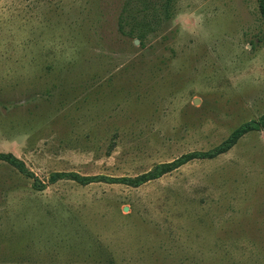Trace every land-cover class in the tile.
I'll list each match as a JSON object with an SVG mask.
<instances>
[{
  "label": "rangeland",
  "instance_id": "374dc122",
  "mask_svg": "<svg viewBox=\"0 0 264 264\" xmlns=\"http://www.w3.org/2000/svg\"><path fill=\"white\" fill-rule=\"evenodd\" d=\"M128 2L0 3V153L43 183L136 178L264 117L260 0H175L143 44ZM34 181L0 160V264H264V130L139 188Z\"/></svg>",
  "mask_w": 264,
  "mask_h": 264
},
{
  "label": "trees",
  "instance_id": "16d2710c",
  "mask_svg": "<svg viewBox=\"0 0 264 264\" xmlns=\"http://www.w3.org/2000/svg\"><path fill=\"white\" fill-rule=\"evenodd\" d=\"M141 0H129L124 13L120 18L119 28L123 35L130 38H136L143 44L148 37L156 31L157 26L161 22V16H170L173 3L175 0H165L161 3L159 10L155 4L156 0H142L146 2L144 6ZM143 6L141 9L139 6ZM163 11V12H162ZM260 11L264 17V0H260ZM141 16V20L139 19ZM138 17V18H137ZM264 130V117L259 120H254L241 125L236 129L230 137L225 140L218 147L207 152H192L185 154L177 160L170 163H162L152 169L150 172L138 176L136 178L123 177L112 178L106 176H83L75 172H56L53 173L48 183L41 182L33 172H31L25 163L17 158L12 153H0V160L5 161L15 167L22 174L29 178H34V189L42 192L47 189L49 185H53L63 180H70L78 183L81 186H89L95 183L120 184L132 188L142 187L152 181L159 180L167 174H170L183 166L195 160H213L233 149L239 141L249 133ZM105 264H117L116 262H107Z\"/></svg>",
  "mask_w": 264,
  "mask_h": 264
},
{
  "label": "crops",
  "instance_id": "0c3cea01",
  "mask_svg": "<svg viewBox=\"0 0 264 264\" xmlns=\"http://www.w3.org/2000/svg\"><path fill=\"white\" fill-rule=\"evenodd\" d=\"M2 0H0V3H1Z\"/></svg>",
  "mask_w": 264,
  "mask_h": 264
},
{
  "label": "water",
  "instance_id": "95a60500",
  "mask_svg": "<svg viewBox=\"0 0 264 264\" xmlns=\"http://www.w3.org/2000/svg\"><path fill=\"white\" fill-rule=\"evenodd\" d=\"M196 103H198V102L196 101Z\"/></svg>",
  "mask_w": 264,
  "mask_h": 264
}]
</instances>
